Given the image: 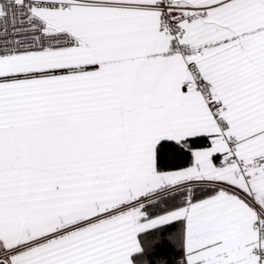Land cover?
I'll list each match as a JSON object with an SVG mask.
<instances>
[{
  "label": "snow or ice",
  "instance_id": "snow-or-ice-1",
  "mask_svg": "<svg viewBox=\"0 0 264 264\" xmlns=\"http://www.w3.org/2000/svg\"><path fill=\"white\" fill-rule=\"evenodd\" d=\"M0 264H264V0H0Z\"/></svg>",
  "mask_w": 264,
  "mask_h": 264
}]
</instances>
